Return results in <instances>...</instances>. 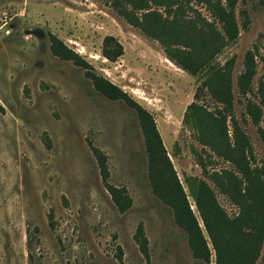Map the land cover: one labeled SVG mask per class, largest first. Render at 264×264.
Segmentation results:
<instances>
[{
	"label": "rangeland",
	"instance_id": "374dc122",
	"mask_svg": "<svg viewBox=\"0 0 264 264\" xmlns=\"http://www.w3.org/2000/svg\"><path fill=\"white\" fill-rule=\"evenodd\" d=\"M113 1L0 0V264H216L194 193L205 181L223 210L234 216L237 206L209 177L232 166L209 146L215 140L219 151L224 148L211 118L189 108L196 104L217 117L223 106L205 86L208 72L192 75L178 67L157 40L119 15ZM178 2L185 18L200 12L221 30L205 6L194 0ZM149 5L137 15L155 11L173 18L167 6ZM237 12L247 13V26L239 16L240 36L216 57L215 65L222 67L235 58L233 114L250 139L254 164L264 166V141L246 110L248 102L261 105L264 0H238ZM51 35L82 56L92 73L120 87L152 114L209 241L210 263L194 258L187 233L153 192L135 109L98 92L84 67L55 56ZM108 36L124 48L116 62L102 54ZM248 51L255 55L257 73L251 91L243 96L237 78ZM228 130L231 139L230 119ZM94 148L107 158V182ZM107 183L127 191L133 202L128 211H119ZM140 225L148 255L135 239ZM256 264H264L262 257Z\"/></svg>",
	"mask_w": 264,
	"mask_h": 264
},
{
	"label": "trees",
	"instance_id": "16d2710c",
	"mask_svg": "<svg viewBox=\"0 0 264 264\" xmlns=\"http://www.w3.org/2000/svg\"><path fill=\"white\" fill-rule=\"evenodd\" d=\"M194 1L197 5L205 6L221 24V30L203 18L200 12H197L196 17L185 18L178 0H115L111 5L128 24L157 40L168 59L178 67L192 75L208 72L205 86L211 91L215 101L223 106V111H219L217 117H210L208 112L196 104H192L189 109L198 110L202 118H211L213 130L216 128L222 134L219 139L220 145L223 144L224 148L219 151L215 146V140L209 146L229 162L232 168L214 171L209 177L216 188L237 206L238 211L234 216H229L219 205L214 190L205 181H200L195 189L196 206L214 247L216 264H256L261 257L264 261V255H261L264 247V166L254 164L250 139L240 128L233 114L235 58L228 60L222 67L215 65L216 57L240 36L238 17L243 15L246 27L248 15L246 12H237L238 0ZM151 2L154 5L167 6L173 18L161 17L155 11L139 17L136 12L149 10ZM173 8L176 9L174 12ZM104 42L102 54L107 60L116 62L123 56L124 48L114 37L108 36ZM109 45L112 46L111 49ZM51 51L62 60L73 61L76 65L84 67L95 89L106 98L122 100L135 109L145 138L149 158V179L153 192L172 209L175 222L187 233L188 244L194 258L210 263L212 251L209 241L166 154L152 114L120 87L92 73L91 65L55 35H51ZM256 73L255 55L248 51L244 69L237 78L238 89L243 96L251 91ZM260 98L261 105L248 102L246 110L252 123L259 127V134L264 141V128L261 127L264 84L260 87ZM195 118L197 123L204 127L201 117L196 115ZM228 119L233 129L231 139ZM210 127L208 126V130ZM93 151L103 179L107 182L109 178L107 158L100 150L94 148ZM202 166L206 172L204 164ZM107 188L120 212L124 213L132 207V199L124 188H117L108 183ZM135 239L141 252L148 255V239L142 225L138 227Z\"/></svg>",
	"mask_w": 264,
	"mask_h": 264
}]
</instances>
